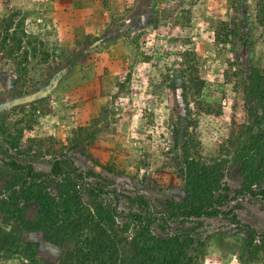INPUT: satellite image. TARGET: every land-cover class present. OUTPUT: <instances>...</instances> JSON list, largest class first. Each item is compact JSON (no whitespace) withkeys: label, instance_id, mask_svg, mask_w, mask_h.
<instances>
[{"label":"rangeland","instance_id":"1","mask_svg":"<svg viewBox=\"0 0 264 264\" xmlns=\"http://www.w3.org/2000/svg\"><path fill=\"white\" fill-rule=\"evenodd\" d=\"M256 2L0 0L50 52L25 76L0 58V158L34 173L0 162V264H264L259 196L170 215L211 166L231 192L264 188ZM53 158L66 176L47 175ZM137 211L145 230L124 217Z\"/></svg>","mask_w":264,"mask_h":264},{"label":"trees","instance_id":"2","mask_svg":"<svg viewBox=\"0 0 264 264\" xmlns=\"http://www.w3.org/2000/svg\"><path fill=\"white\" fill-rule=\"evenodd\" d=\"M18 10L9 12L6 16L0 18V58L3 61L9 62L11 70L18 76H25L28 72L27 64L31 59H36L39 63H44L50 56V52L40 44L37 45V40L26 36L22 29L23 17L16 18ZM256 21L264 28V0H257L255 8ZM39 43V42H38ZM187 150L189 155L196 161L201 159V155L195 150L194 143L188 140ZM213 163L218 161L214 158ZM2 165L9 167L12 170L24 172L28 178L33 179L34 173L30 164L21 165L15 160H4L0 158ZM66 162L60 158L51 160L47 175L66 176L68 170ZM209 169H211L209 171ZM214 166L208 167L202 176L192 177L187 183L189 193L193 196H198L197 202H188L180 206H176L171 212V216L177 218H201L215 217L224 213L223 208L227 203L234 201L240 195L259 196L264 199V188L260 187L257 190H251L250 186L245 185L239 188L236 193L231 192L229 187L221 183L219 178L213 172ZM83 181V180H82ZM86 181V180H84ZM86 184L88 191L93 195H109L117 201V196L113 191L103 188L101 183L97 182H82ZM229 211V210H228ZM169 215V216H170ZM125 218L136 222L141 229L145 230L149 226V220L143 221L141 212H128L124 215Z\"/></svg>","mask_w":264,"mask_h":264}]
</instances>
